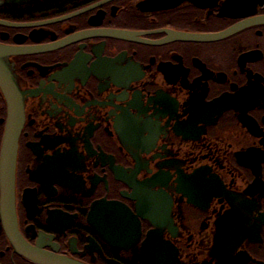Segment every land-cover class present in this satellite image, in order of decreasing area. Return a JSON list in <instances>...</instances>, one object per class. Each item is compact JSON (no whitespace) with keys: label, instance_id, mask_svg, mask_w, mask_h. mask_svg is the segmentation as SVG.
<instances>
[{"label":"flooded vegetation","instance_id":"flooded-vegetation-1","mask_svg":"<svg viewBox=\"0 0 264 264\" xmlns=\"http://www.w3.org/2000/svg\"><path fill=\"white\" fill-rule=\"evenodd\" d=\"M4 1L23 239L77 264H264V0ZM7 115L0 88V150ZM0 264L46 263L0 220Z\"/></svg>","mask_w":264,"mask_h":264},{"label":"water","instance_id":"water-1","mask_svg":"<svg viewBox=\"0 0 264 264\" xmlns=\"http://www.w3.org/2000/svg\"><path fill=\"white\" fill-rule=\"evenodd\" d=\"M5 0L4 2H6ZM113 37L129 38L133 36L123 31H112ZM184 40H202L203 37L192 34H178ZM11 48L0 44V88L7 104V120L0 150V190L1 206L0 220L11 238L15 249L21 254L45 262L46 264H77L64 258L51 257L30 246L21 236L16 215V171L19 150V140L25 123V94L20 89L17 75L9 60ZM118 206L117 204H113ZM122 211L132 215L127 207H119ZM133 216V215H132Z\"/></svg>","mask_w":264,"mask_h":264}]
</instances>
